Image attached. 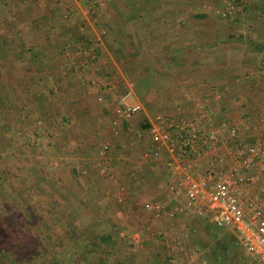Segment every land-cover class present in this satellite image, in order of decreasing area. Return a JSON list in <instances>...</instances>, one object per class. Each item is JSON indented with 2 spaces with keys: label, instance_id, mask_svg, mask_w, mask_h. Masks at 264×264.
Returning a JSON list of instances; mask_svg holds the SVG:
<instances>
[{
  "label": "crops",
  "instance_id": "obj_1",
  "mask_svg": "<svg viewBox=\"0 0 264 264\" xmlns=\"http://www.w3.org/2000/svg\"><path fill=\"white\" fill-rule=\"evenodd\" d=\"M261 60L264 0H0V125L24 155L37 145L39 192L64 222L102 224L108 249L139 250L117 264H261L203 202L202 216L178 212L170 193L186 175L210 184L234 164L231 147L254 140ZM126 89L141 107L113 122ZM159 113L214 138L196 151L156 143ZM254 175L246 196L264 214V173ZM151 197L173 211L144 209Z\"/></svg>",
  "mask_w": 264,
  "mask_h": 264
},
{
  "label": "rangeland",
  "instance_id": "obj_2",
  "mask_svg": "<svg viewBox=\"0 0 264 264\" xmlns=\"http://www.w3.org/2000/svg\"><path fill=\"white\" fill-rule=\"evenodd\" d=\"M6 126L0 125V247L3 249L0 264H117L120 260L133 261L130 258L133 259V254L139 250L123 243L108 249L101 238L105 233L102 224L86 228L62 220L61 216L65 217L63 211L54 208L55 196L39 192L44 185L40 184L37 173V145L27 149L33 151L31 157L24 155L23 146L9 142L7 137L12 135ZM14 134L17 141L21 140L20 133ZM45 197L52 202L48 206L44 204ZM84 242L94 250L92 254L86 252V260H78L77 254ZM143 253L146 252L141 251ZM143 261L141 264H150L149 259L142 258Z\"/></svg>",
  "mask_w": 264,
  "mask_h": 264
},
{
  "label": "built area",
  "instance_id": "obj_3",
  "mask_svg": "<svg viewBox=\"0 0 264 264\" xmlns=\"http://www.w3.org/2000/svg\"><path fill=\"white\" fill-rule=\"evenodd\" d=\"M259 70L264 75V60L260 61ZM101 86L110 89L112 84L105 82ZM131 94L126 89L118 95L113 106V122L127 120L140 109L139 100ZM258 120L262 125L256 131L254 140L250 143L239 142L231 147L234 164L228 170L208 185L204 179L186 175L183 189L180 191L179 188H170V193L178 199L174 209L178 212L202 216L205 214V208L201 204L203 202L207 208L208 219L218 228L234 227L237 241L259 263L264 264V214L260 205L255 203V198L246 196V188L252 183L254 174L264 173V120L262 116ZM148 130L153 141L168 142L171 148L180 152L196 151V141H209L214 138L212 130L205 133L191 122L185 126L172 124L160 113L149 123ZM259 188L264 189V186ZM141 206L155 214L173 211L165 202L154 197L142 200Z\"/></svg>",
  "mask_w": 264,
  "mask_h": 264
},
{
  "label": "trees",
  "instance_id": "obj_4",
  "mask_svg": "<svg viewBox=\"0 0 264 264\" xmlns=\"http://www.w3.org/2000/svg\"><path fill=\"white\" fill-rule=\"evenodd\" d=\"M102 238V237H101ZM93 247H87V245H86V243L84 242L83 243V245H82V248H81V251L77 254V257H76V259H80V260H82V259H84V260H86L88 257V255H87V253L86 252H88L89 254H92V252H93ZM0 253H2L3 254V249H2V247H0ZM55 260V259H54ZM54 262V261H53Z\"/></svg>",
  "mask_w": 264,
  "mask_h": 264
}]
</instances>
